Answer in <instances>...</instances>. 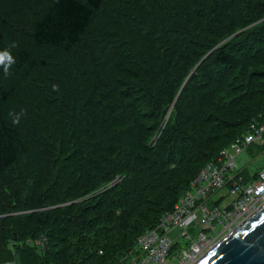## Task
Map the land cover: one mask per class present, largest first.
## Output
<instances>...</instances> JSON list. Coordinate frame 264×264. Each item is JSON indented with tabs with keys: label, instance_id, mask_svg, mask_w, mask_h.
<instances>
[{
	"label": "trees",
	"instance_id": "1",
	"mask_svg": "<svg viewBox=\"0 0 264 264\" xmlns=\"http://www.w3.org/2000/svg\"><path fill=\"white\" fill-rule=\"evenodd\" d=\"M108 1L0 0V263L125 264L264 120V0Z\"/></svg>",
	"mask_w": 264,
	"mask_h": 264
},
{
	"label": "built area",
	"instance_id": "2",
	"mask_svg": "<svg viewBox=\"0 0 264 264\" xmlns=\"http://www.w3.org/2000/svg\"><path fill=\"white\" fill-rule=\"evenodd\" d=\"M263 135L264 120H254L205 163L173 208L136 237L125 264H194L253 213L264 202V168L245 175L235 158L252 144H262Z\"/></svg>",
	"mask_w": 264,
	"mask_h": 264
},
{
	"label": "water",
	"instance_id": "3",
	"mask_svg": "<svg viewBox=\"0 0 264 264\" xmlns=\"http://www.w3.org/2000/svg\"><path fill=\"white\" fill-rule=\"evenodd\" d=\"M264 264V202L194 264Z\"/></svg>",
	"mask_w": 264,
	"mask_h": 264
},
{
	"label": "rangeland",
	"instance_id": "4",
	"mask_svg": "<svg viewBox=\"0 0 264 264\" xmlns=\"http://www.w3.org/2000/svg\"><path fill=\"white\" fill-rule=\"evenodd\" d=\"M114 1L115 0H109L100 8L101 15H104V17H102V19H105L107 17H114L118 14H121V16H123V17H128L129 13L132 14L133 11H132L131 4L127 3L124 5V7H122L121 5L116 4ZM14 21H11V20L9 21L10 23L12 22L10 24L11 25L10 29H14L18 32L19 31V29H18L19 23L14 22ZM13 22H14L15 26L13 25ZM20 26H21V29L25 30L24 27H22V23L20 24ZM247 27L248 26H246L244 28H247ZM99 28L97 30H99ZM244 28H242V29H244ZM97 34L98 33H96L95 35H97ZM17 41H20V40H17ZM235 161H236L238 168H245L246 167L248 170H251V171H255L257 169L264 168V148L261 151H259L258 153H256L255 150L253 152L248 151V150H243L240 153H238V155H236ZM177 232H178V229H175L174 232H172V234L173 233L176 234Z\"/></svg>",
	"mask_w": 264,
	"mask_h": 264
},
{
	"label": "clouds",
	"instance_id": "5",
	"mask_svg": "<svg viewBox=\"0 0 264 264\" xmlns=\"http://www.w3.org/2000/svg\"><path fill=\"white\" fill-rule=\"evenodd\" d=\"M15 47V44L12 45ZM15 63V59L11 54L10 48H5L3 51H0V68H3L5 76H8L10 73V69ZM53 91H58L59 86L53 85ZM24 110L22 109L20 112H10L9 115L12 118L13 124H19L21 118L24 116Z\"/></svg>",
	"mask_w": 264,
	"mask_h": 264
},
{
	"label": "bare ground",
	"instance_id": "6",
	"mask_svg": "<svg viewBox=\"0 0 264 264\" xmlns=\"http://www.w3.org/2000/svg\"><path fill=\"white\" fill-rule=\"evenodd\" d=\"M214 245H212L211 247H210V249L213 247Z\"/></svg>",
	"mask_w": 264,
	"mask_h": 264
},
{
	"label": "snow or ice",
	"instance_id": "7",
	"mask_svg": "<svg viewBox=\"0 0 264 264\" xmlns=\"http://www.w3.org/2000/svg\"><path fill=\"white\" fill-rule=\"evenodd\" d=\"M205 264H207V262H205Z\"/></svg>",
	"mask_w": 264,
	"mask_h": 264
},
{
	"label": "crops",
	"instance_id": "8",
	"mask_svg": "<svg viewBox=\"0 0 264 264\" xmlns=\"http://www.w3.org/2000/svg\"><path fill=\"white\" fill-rule=\"evenodd\" d=\"M249 171H251V170H249Z\"/></svg>",
	"mask_w": 264,
	"mask_h": 264
}]
</instances>
